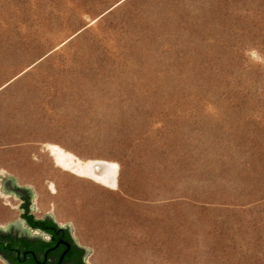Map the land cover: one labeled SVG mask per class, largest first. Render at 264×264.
Returning a JSON list of instances; mask_svg holds the SVG:
<instances>
[{"label": "rangeland", "instance_id": "obj_1", "mask_svg": "<svg viewBox=\"0 0 264 264\" xmlns=\"http://www.w3.org/2000/svg\"><path fill=\"white\" fill-rule=\"evenodd\" d=\"M4 173L87 264H264V0H0Z\"/></svg>", "mask_w": 264, "mask_h": 264}, {"label": "flooded vegetation", "instance_id": "obj_2", "mask_svg": "<svg viewBox=\"0 0 264 264\" xmlns=\"http://www.w3.org/2000/svg\"><path fill=\"white\" fill-rule=\"evenodd\" d=\"M0 191L19 198L16 214L0 213V260L5 264H87L69 229L49 215L36 216L31 191L0 178Z\"/></svg>", "mask_w": 264, "mask_h": 264}, {"label": "bare ground", "instance_id": "obj_3", "mask_svg": "<svg viewBox=\"0 0 264 264\" xmlns=\"http://www.w3.org/2000/svg\"><path fill=\"white\" fill-rule=\"evenodd\" d=\"M49 152L55 165L68 170L75 175L88 178L104 186L114 188L116 185L117 164L108 161L87 160L81 161L62 148L50 145ZM96 162H104L100 172H95Z\"/></svg>", "mask_w": 264, "mask_h": 264}, {"label": "water", "instance_id": "obj_4", "mask_svg": "<svg viewBox=\"0 0 264 264\" xmlns=\"http://www.w3.org/2000/svg\"><path fill=\"white\" fill-rule=\"evenodd\" d=\"M96 167L94 168V171L95 172H99V171H101L102 170V168H103V165H104V162H96ZM5 174V177H9V178H12L13 180H14V182L16 183V179L13 177V176H11V175H7L6 173H4ZM0 178L2 179V178H4V177H2L1 175H0ZM24 187H26V188H28L30 191H31V194H32V199L36 196V194L32 191V187L31 186H24ZM5 193V192H4ZM16 195V194H15ZM32 205V210L34 211V205L33 204H31ZM45 215H49V216H51L49 213H47V214H45ZM52 217V216H51ZM53 218V217H52ZM55 221V220H54ZM56 222V221H55ZM61 226H65V227H67L68 229H69V231L71 230L70 229V227H69V224L68 223H66V224H62ZM74 239V238H73ZM74 241H75V239H74ZM76 242V241H75ZM84 248V250H85V255L89 252V250L87 249V248H85V247H83Z\"/></svg>", "mask_w": 264, "mask_h": 264}]
</instances>
